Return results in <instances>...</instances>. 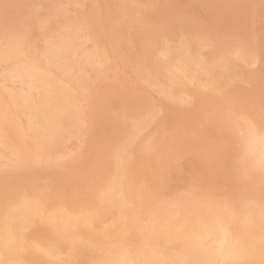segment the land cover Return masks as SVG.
I'll return each instance as SVG.
<instances>
[{
	"label": "rangeland",
	"instance_id": "1",
	"mask_svg": "<svg viewBox=\"0 0 264 264\" xmlns=\"http://www.w3.org/2000/svg\"><path fill=\"white\" fill-rule=\"evenodd\" d=\"M263 9L264 0H0V29L2 31H0V135L4 132L0 136V185L2 186H0V264H28L29 262L30 264H97V261L98 264H111L112 260L117 259L122 252L134 253L136 249L142 248L141 234L143 231L152 226L157 227L159 221L173 216L179 219L195 217L197 222L200 219V223L210 219L215 222H221L220 219L222 222H229L231 215L229 210H233L238 219L241 217L249 221L253 220L255 223L262 222L264 219V162L253 152L250 142L254 136L264 141ZM8 27H11L10 30ZM81 51L84 52L81 53ZM25 57L28 60H25ZM6 61L8 62L5 64ZM17 68L20 70L28 68L31 72L20 77L17 74L20 70L17 71ZM68 69L73 70L70 77L65 75ZM3 72H5L4 75ZM55 85L66 90L69 88L68 93L66 91V99H70L72 104L75 101L76 104L74 103L73 107L77 113L79 112L76 116H79L75 121L69 116L61 122L63 128L55 138L56 140H53L55 144L52 151L53 158L55 157V161L59 160L56 164H48L45 159L36 162L29 161L30 163L23 161L24 157H20L18 148L14 147L15 149L10 150L6 147L5 149L4 144L15 141L18 137L17 140L24 141V144L27 143V147L31 144L30 153L36 155L37 145L49 139L43 127H47V122H45L47 115L44 110L46 102L54 97L52 92ZM96 86H98L97 89ZM6 91L8 94L5 93ZM70 91L73 92L70 93ZM25 95L29 96L36 110H18L14 102L10 101L16 98L21 99ZM124 101H128V104ZM44 117L46 120H43ZM128 117L129 120H127ZM72 126L74 131H71ZM47 128L51 127L48 125ZM234 131L236 134H233ZM17 134L18 136L15 137ZM102 137L106 140L104 141ZM100 140L103 142L101 143ZM86 148L88 150H85ZM101 158L102 161H100ZM99 162L102 163L99 164ZM50 165H53V170ZM51 170L56 174L54 175ZM44 171L46 177H44ZM233 171L238 172V175ZM63 172H66V176ZM27 176L31 179L26 180ZM11 179H14L13 182ZM95 182L96 184L92 185ZM77 189L78 192H76ZM119 194L123 197L122 199ZM236 198L240 200L236 201ZM65 200L66 202H63ZM54 224L58 225V230L53 228ZM64 228L67 233L62 232L63 237L69 238V243L59 241L58 232Z\"/></svg>",
	"mask_w": 264,
	"mask_h": 264
},
{
	"label": "bare ground",
	"instance_id": "2",
	"mask_svg": "<svg viewBox=\"0 0 264 264\" xmlns=\"http://www.w3.org/2000/svg\"><path fill=\"white\" fill-rule=\"evenodd\" d=\"M38 1V0H37ZM52 1V0H51ZM62 1V0H61ZM129 1V0H128ZM36 2V1H35ZM34 2V3H35ZM32 3V2H31ZM38 3V2H37ZM49 3V2H48ZM59 3H61V2H59ZM36 4V3H35ZM38 4H40V3H38ZM54 4V3H53ZM43 5V4H42ZM48 5V4H47ZM64 5H66V4H64ZM30 6H31V4H30ZM36 6V5H35ZM56 6V5H55ZM59 6V5H58ZM71 6H72V4H71ZM85 6V5H84ZM127 6V5H126ZM121 7V6H120ZM27 8H28V6H27ZM31 8V7H30ZM41 8H43V7H41ZM60 8H62L61 6H60ZM65 8V7H64ZM126 8V7H125ZM29 9V8H28ZM129 9V8H128ZM42 10V9H41ZM46 10V9H45ZM63 10V9H62ZM65 10V9H64ZM63 10V11H64ZM264 10V9H263ZM40 11V10H39ZM51 11V10H50ZM67 11V10H66ZM69 11V10H68ZM118 11V10H117ZM46 12V11H45ZM123 12V11H122ZM128 12V11H127ZM259 12V11H258ZM257 12V13H258ZM31 13V12H30ZM50 13H52V11L50 12ZM55 13H57V12H55ZM121 13V12H120ZM126 13V12H125ZM23 14V13H22ZM38 14V13H37ZM58 14V13H57ZM90 14V13H89ZM31 15H33V14H31ZM30 15V16H31ZM45 15H47V13H45ZM70 15V14H69ZM83 15V14H82ZM125 15V14H124ZM127 15V14H126ZM25 16V15H24ZM27 16V15H26ZM74 16V15H73ZM264 16V15H263ZM35 17H36V15H35ZM77 17V16H76ZM83 17V16H82ZM92 17V16H91ZM50 18V17H49ZM48 18V19H49ZM57 18H59V17H57ZM66 18V17H65ZM24 19V18H23ZM31 19V18H30ZM38 19V18H37ZM56 19V18H55ZM78 19H79V17H78ZM26 20H27V18H26ZM39 20V19H38ZM47 20V19H46ZM58 20V19H57ZM63 19H61V21H62ZM86 20V19H85ZM92 19H90V21H91ZM96 20V19H95ZM64 21V20H63ZM72 21H74V20H72ZM78 21V20H77ZM28 22V21H27ZM33 22V21H32ZM42 22V21H41ZM57 22V21H56ZM82 22V21H81ZM23 23H24V20H23ZM59 23V22H58ZM62 22H60V24H61ZM65 23V22H64ZM67 23V22H66ZM65 23V24H66ZM70 23V22H69ZM96 23V22H95ZM17 24V23H16ZM29 24V23H28ZM73 24V23H72ZM111 24V23H110ZM177 24V23H176ZM194 24V23H193ZM31 25V24H30ZM75 25H76V23H75ZM82 25H84L83 23H82ZM93 25V24H92ZM192 25V24H191ZM196 25V24H195ZM78 26H80L79 24H78ZM89 26V25H88ZM94 26V25H93ZM172 26H173V24H172ZM193 26V25H192ZM2 27H3V25H2ZM57 27V26H56ZM74 27V26H73ZM77 27V26H76ZM98 27V26H97ZM162 27V26H161ZM184 27H185V25H184ZM198 27V26H197ZM202 27V26H201ZM200 27V28H201ZM210 28H211V26H209ZM9 28V27H8ZM11 28V27H10ZM10 28H9V30H10ZM23 28V27H22ZM62 28V27H61ZM80 28V27H79ZM193 28V27H192ZM195 28H196V26H195ZM54 29V28H53ZM56 29V28H55ZM78 29V28H77ZM124 29V28H123ZM197 29H199V28H197ZM203 29V28H202ZM208 29V28H207ZM212 29H214L213 27H212ZM216 29V28H215ZM259 29V28H258ZM8 30V31H9ZM11 30H14V29H11ZM36 30V29H35ZM59 30H61V29H59ZM86 31H87V29H85ZM103 30H105V29H103ZM166 30V29H165ZM179 30V29H178ZM193 30H194V28H193ZM0 31H1V29H0ZM47 31V30H46ZM50 31V30H49ZM48 31V32H49ZM56 31V30H55ZM90 31V30H89ZM160 31V30H159ZM158 31V32H159ZM206 31V30H205ZM211 31V30H210ZM2 32V31H1ZM7 32V31H6ZM158 32H156V33H158ZM197 32V31H196ZM200 32V31H199ZM203 32V31H202ZM250 32V31H249ZM40 33V32H39ZM50 33V32H49ZM48 33V34H49ZM64 33H66V32H64ZM160 33V32H159ZM158 33V34H159ZM187 33V32H186ZM215 33V32H214ZM223 33V32H222ZM227 33V32H226ZM225 33V34H226ZM258 33V32H257ZM3 34V33H2ZM24 34V33H23ZM37 34V33H36ZM41 34V33H40ZM45 34H47V32L45 33ZM80 34H83V33H80ZM123 34H124V32H123ZM165 34V33H164ZM172 34V33H171ZM208 34H209V31H208ZM213 34V33H212ZM220 34H221V32H220ZM256 34V33H255ZM5 35V34H4ZM94 35H95V33H94ZM169 35V34H168ZM248 35V34H247ZM259 35V34H258ZM14 36V35H13ZM71 36H72V34H71ZM74 36V35H73ZM87 36H88V34H87ZM91 36V35H90ZM89 36V37H90ZM214 36V35H213ZM218 36V35H217ZM234 36V35H233ZM236 36V35H235ZM234 36V37H235ZM3 37V36H2ZM9 37V36H8ZM22 37H23V35H22ZM162 37H163V35H162ZM222 37V36H221ZM220 37V38H221ZM240 37V36H239ZM30 38V37H29ZM158 38H160V37H158ZM213 38V37H212ZM233 38V37H232ZM241 38V37H240ZM16 39V38H15ZM31 39V38H30ZM93 39V38H92ZM91 39V40H92ZM168 39V38H167ZM217 39H219V37H217ZM216 39V40H217ZM255 39V38H254ZM254 39H253V42H255L254 41ZM259 39V38H258ZM13 40V39H12ZM19 40V39H18ZM27 40V39H26ZM85 41H87L86 39H84ZM89 40V39H88ZM153 40V39H152ZM174 40H175V38H174ZM220 40V39H219ZM261 40V39H260ZM259 40V42H261ZM48 41V40H47ZM95 41V40H94ZM99 41V40H98ZM239 41V40H238ZM241 41V40H240ZM252 41V40H251ZM258 41V40H257ZM21 42V41H20ZM46 42V41H45ZM67 42V41H66ZM237 42V41H236ZM241 42H243V41H241ZM4 43V42H3ZM10 43V42H9ZM29 43V42H28ZM33 43V42H32ZM156 43V42H155ZM251 43V42H250ZM256 43V42H255ZM263 44H264V42H262ZM262 43H259V44H262ZM17 44V43H16ZM16 44H14V45H16ZM22 45H23V43H21ZM60 44V43H59ZM87 44V43H86ZM154 44V43H153ZM252 44H254V43H252ZM263 44H262V46H263ZM6 45V44H5ZM27 45V44H26ZM49 45H51V44H49ZM96 45V44H95ZM98 45V44H97ZM156 45H158V44H156ZM160 45V44H159ZM167 45V44H166ZM250 45V44H249ZM256 45V44H255ZM43 46V45H42ZM84 46V45H83ZM220 46V45H219ZM224 46H226V45H224ZM237 45H235V47H236ZM18 47V46H17ZM27 47H28V45H27ZM40 47V46H39ZM46 47V46H45ZM52 47V46H51ZM112 47V46H111ZM152 47V46H151ZM178 47V46H177ZM182 47V46H181ZM5 48V47H4ZM47 48V47H46ZM49 48V47H48ZM60 48V47H59ZM76 48V47H75ZM85 48V47H84ZM170 48V47H169ZM172 48H173V46H172ZM176 48V47H175ZM245 48H246V46H245ZM8 49V48H7ZM14 49V48H13ZM35 49H36V47H35ZM54 49V48H53ZM52 49V50H53ZM77 49V48H76ZM80 49V48H79ZM157 49V48H156ZM161 50H162V48H160ZM180 49H182V48H180ZM196 49V48H195ZM198 49V48H197ZM255 49V48H254ZM4 50V49H3ZM43 50V49H42ZM48 50V49H47ZM75 50V49H74ZM84 50V49H83ZM104 50V49H103ZM164 50V49H163ZM167 50V49H166ZM176 50H178V49H176ZM90 51V50H89ZM147 51H148V49H147ZM22 52V51H21ZM52 52V51H51ZM68 52V51H67ZM76 52V51H75ZM82 52H84V51H81V53ZM87 52H88V50H87ZM155 52H156V50H155ZM168 52V51H167ZM170 52V51H169ZM178 52V51H177ZM255 52V51H254ZM3 53V52H2ZM6 53V52H5ZM32 53H33V51H32ZM43 53V52H42ZM45 53H48V52H45ZM62 53V52H61ZM73 53V52H72ZM72 53H71V56H72ZM89 53V52H88ZM87 53V54H88ZM91 54H92V52H90ZM146 53V52H145ZM158 53V52H157ZM164 53V52H163ZM172 53V52H171ZM179 53V52H178ZM251 53H253V52H251ZM54 54V53H53ZM86 54V53H85ZM150 54V53H149ZM21 55V54H20ZM36 55V54H35ZM39 55V54H38ZM57 55V54H56ZM62 55V54H61ZM73 55H75V54H73ZM89 55V54H88ZM88 55H87V57H88ZM143 55V54H142ZM173 55V54H172ZM198 55V54H197ZM18 56V55H17ZM24 56V55H23ZM46 56V55H45ZM169 56V55H168ZM188 56V55H187ZM191 56V55H190ZM16 57V56H15ZM51 57V56H50ZM69 57H70V55H69ZM69 57H68V59H69ZM76 57V56H75ZM144 57V56H143ZM185 57V56H184ZM201 57V56H200ZM4 58V57H3ZM22 58V57H21ZM44 58V57H43ZM82 58V57H81ZM80 58V59H81ZM93 58V57H92ZM151 58V57H150ZM160 58V57H159ZM162 58V57H161ZM194 58V57H193ZM12 59V58H11ZM10 59V60H11ZM27 58L25 57V60H26ZM47 59H48V57H47ZM54 59V58H53ZM59 59V58H58ZM84 59H86V58H84ZM182 59V58H181ZM188 59V58H187ZM197 59V58H196ZM9 60V61H10ZM15 60V59H14ZM17 60V59H16ZM21 60V59H20ZM28 60V59H27ZM63 60V59H62ZM72 60V59H71ZM74 60V59H73ZM143 60V59H142ZM149 60V59H148ZM184 60V59H183ZM186 60V59H185ZM189 60H190V58H189ZM5 61V60H4ZM18 61V60H17ZM16 61V62H17ZM65 61V60H64ZM69 61V60H68ZM80 61H82V60H80ZM140 61V60H139ZM154 61V60H153ZM160 61V60H159ZM171 61V60H170ZM193 61V60H192ZM204 61V60H203ZM8 61H6L5 62V64L7 63ZM48 62V61H47ZM72 62H74V61H72ZM71 62V63H72ZM189 62V61H188ZM19 63H20V61H19ZM24 63V62H23ZM54 63V62H53ZM77 63H78V61H77ZM81 63V62H80ZM141 63V62H140ZM25 64V63H24ZM29 64V63H28ZM74 64V63H73ZM188 64V63H187ZM195 64V63H194ZM198 64V63H197ZM9 65V64H8ZM18 65V64H17ZM27 65V64H26ZM32 65H34V64H32ZM51 65V64H50ZM53 65V64H52ZM69 65V64H68ZM67 65V66H68ZM71 65V64H70ZM78 65H80L79 63H78ZM7 66V65H6ZM24 66V65H23ZM29 66V65H28ZM55 66H56V64H55ZM57 66H59V65H57ZM104 66V65H103ZM141 66V65H140ZM140 66H138V67H140ZM168 66V65H167ZM2 67V66H1ZM15 67V66H14ZM17 67V66H16ZM60 67V66H59ZM77 67V66H76ZM143 67H144V65H143ZM157 67V66H156ZM159 67V66H158ZM180 67V66H179ZM186 67V66H185ZM7 68V67H6ZM29 68V67H28ZM24 69V68H22L23 70H20L19 68H17L16 70L18 71V69L20 70L17 74L21 77V76H25V75H27L28 73H30L31 71H29V69ZM31 68V67H30ZM57 68V67H56ZM55 68V69H56ZM65 68V67H64ZM70 68V67H69ZM148 68V67H147ZM2 69V68H1ZM47 69V68H46ZM59 69V68H58ZM62 69V68H61ZM67 69V68H66ZM71 69H74V68H71ZM108 69V68H107ZM155 69V68H154ZM174 69V68H173ZM190 69V68H189ZM203 69V68H202ZM3 70V69H2ZM144 70V69H143ZM153 70V69H152ZM169 70V69H168ZM176 70V69H175ZM178 70H180L179 68H178ZM195 70V69H194ZM244 70V69H243ZM246 70V69H245ZM43 71V70H42ZM41 71V72H42ZM59 71V70H58ZM65 71V70H64ZM73 71V70H72ZM72 71H70L69 69L68 70H66L65 71V75L67 76V77H70L72 74ZM183 71V70H182ZM6 72V71H5ZM5 72H3L2 74L4 75V73ZM14 72V71H13ZM62 72V71H61ZM146 72V71H145ZM158 72V71H157ZM180 72H181V70H180ZM192 72H194V71H192ZM200 72V71H199ZM33 73V72H32ZM46 73V72H45ZM64 73V72H63ZM82 73V72H81ZM84 73H86V72H84ZM88 73V72H87ZM90 73V72H89ZM94 73V72H93ZM99 73V72H98ZM107 73V72H106ZM105 73V74H106ZM177 73V72H176ZM184 73V72H183ZM186 73V72H185ZM196 73V72H195ZM246 73V72H245ZM1 74V75H2ZM16 74V75H17ZM37 74V73H36ZM47 74V73H46ZM75 74V73H74ZM77 74V73H76ZM108 74V73H107ZM152 74V73H151ZM158 74V73H157ZM178 74V73H177ZM181 74H182V72H181ZM13 75V74H12ZM52 75V74H51ZM64 75V76H65ZM104 75V74H103ZM150 75V74H149ZM153 75V74H152ZM167 75V74H166ZM165 75V76H166ZM172 75V74H171ZM193 75V74H192ZM10 76V75H9ZM36 76V75H35ZM54 76V75H53ZM65 76V77H66ZM185 76V75H184ZM183 76V77H184ZM12 77V76H11ZM15 77V76H14ZM43 77V76H42ZM79 77V76H78ZM81 77V76H80ZM79 77V78H80ZM178 77V76H177ZM181 77V76H180ZM187 77V76H186ZM19 78V77H18ZM33 78V77H32ZM74 78V77H73ZM182 78V77H181ZM1 79V78H0ZM3 79H4V77H3ZM11 79V78H10ZM13 79H15V78H13ZM17 79V78H16ZM45 79V78H44ZM48 79V78H47ZM56 79V78H55ZM66 79V78H65ZM69 79V78H68ZM71 79V78H70ZM85 79V78H84ZM90 79V78H89ZM98 79V78H97ZM96 79V80H97ZM104 79V78H103ZM190 79V78H189ZM189 79H187V80H189ZM39 80V79H38ZM41 80H42V78H41ZM72 80V79H71ZM80 80V79H79ZM146 80V79H145ZM12 81V80H11ZM21 81V80H20ZM73 81V80H72ZM77 81V80H76ZM81 81H83V80H81ZM85 81V80H84ZM95 81V80H94ZM100 81H101V79H100ZM99 80L97 81L98 82V84H99V82H100ZM196 81V80H195ZM246 81V80H245ZM248 81V80H247ZM27 82V81H26ZM74 82V81H73ZM96 82V83H97ZM28 83H30L29 81H28ZM27 83V84H28ZM38 83V82H37ZM40 83V82H39ZM54 83V82H53ZM59 83V82H58ZM83 83V82H82ZM91 83H93V82H91ZM104 83V82H103ZM185 83V82H184ZM193 83V82H192ZM198 83V82H197ZM5 84V83H4ZM68 84V83H67ZM79 84V83H78ZM94 84H95V82H94ZM100 84H102V83H100ZM209 84V83H208ZM1 85V84H0ZM20 85V84H19ZM24 85V84H23ZM52 85V84H51ZM58 85V84H57ZM60 85V84H59ZM63 85V84H62ZM84 85V84H83ZM155 85V84H154ZM180 85V84H179ZM191 85V84H190ZM31 86V85H30ZM47 86H49V85H47ZM65 86H66V84H65ZM69 86V85H68ZM74 86V85H73ZM76 86H77V84H76ZM82 86V85H81ZM86 86V85H85ZM84 86V87H85ZM91 86V85H90ZM61 87V86H60ZM97 87L98 86H96V89H97ZM154 87V86H153ZM175 87V86H174ZM206 87V86H205ZM4 88V87H3ZM47 88V87H46ZM50 88V87H49ZM49 88H47V89H49ZM64 88V87H63ZM65 88H67V87H65ZM79 88V87H78ZM87 88V87H86ZM93 88V87H92ZM197 88V87H196ZM202 88V87H201ZM207 88V87H206ZM41 89V88H40ZM43 89V88H42ZM46 89V90H47ZM71 89H73V88H71ZM85 89V88H84ZM154 89V88H153ZM198 89V88H197ZM6 90V89H5ZM8 90V89H7ZM21 90V89H20ZM36 90V89H35ZM39 90V89H38ZM52 90H53V87H52ZM68 90H69V88H68ZM68 90H66V89H62V88H59V87H56V85H55V87H54V90H53V92L52 91H49V92H52L53 94H54V97L53 98H51V100L49 101H47V100H45V101H47L46 102V107H45V112H46V115H47V121H45V122H47V127H48V125H49V127H51V128H47V127H45V126H43L44 127V131H46L47 133H48V135H49V139H45V138H47V137H45L44 139H45V141L43 142V140H42V142L43 143H41V144H38L37 145V153H36V155H31V153H30V146H31V144H29L30 142H29V140H28V144L30 145L29 147H27L26 146V144H24V141H21V140H17L18 139V137H17V139L15 140V141H11V142H8L7 144H4V146H5V149H6V147L8 148V149H15V148H18V153H19V155H21L20 157H24V160L23 161H33V162H36L37 160H40V159H45L47 162H48V164H56L58 161H55V157L53 158V150H54V139L60 134V131L62 130V128L63 127H61V122L63 121V119H65V118H69V116H70V118L72 117V119H73V121H75L77 118H78V116H76L78 113L76 112V110L74 109V107H73V104L75 103V101H73L74 103L72 104L68 99H66V94L68 93ZM94 90V89H93ZM176 90H178V88L176 89ZM205 90V89H204ZM66 91H67V93H66ZM75 91V90H74ZM96 91V90H95ZM175 91V90H174ZM182 91V90H181ZM198 91V90H197ZM14 92V91H13ZM71 92H73V91H70V93ZM88 92V91H87ZM200 92V91H199ZM5 93H7V91L5 92ZM89 93V92H88ZM194 93V92H193ZM193 93H192V95H193ZM204 93V92H203ZM202 93V94H203ZM8 94V93H7ZM31 94V93H30ZM44 94H46V93H44ZM64 94V96L62 97V95ZM87 94V93H86ZM183 94V93H182ZM189 94V93H188ZM191 94V93H190ZM205 94V93H204ZM12 95H15V94H12ZM20 95V94H19ZM48 95V94H47ZM71 95V94H70ZM16 96V95H15ZM15 96H13V97H15ZM84 96V95H83ZM228 96V95H227ZM1 97V96H0ZM12 97V98H13ZM47 97V96H46ZM45 97V98H46ZM92 97H93V95H92ZM107 97V96H106ZM44 98V99H45ZM69 98H72V97H69ZM119 98V97H118ZM149 98V97H148ZM190 98V97H189ZM48 99V98H47ZM92 99V98H91ZM115 99H117V98H115ZM145 99V98H144ZM195 99V98H194ZM72 100V99H71ZM78 100V99H77ZM118 100V99H117ZM10 101H13L14 102V106L15 107H17L18 108V110H24V109H30V110H36V107H35V105L32 103V101L30 100V98H29V96L28 95H25L24 97H22L21 99H18V98H16V99H13V100H10ZM83 101H85V100H83ZM83 101H81L82 103H83ZM113 101V100H112ZM1 102V101H0ZM41 102V101H40ZM86 102V101H85ZM125 102V101H124ZM128 102V101H127ZM127 102H125V103H127ZM162 102V101H161ZM166 102V101H165ZM42 103V102H41ZM104 103V102H103ZM141 103V102H140ZM144 103V102H143ZM13 104V103H12ZM42 104H44V102L42 103ZM76 104V103H75ZM102 104V103H101ZM101 104H99V105H101ZM107 104V103H106ZM128 104V103H127ZM134 104V103H133ZM132 104V105H133ZM79 105H80V103H79ZM105 105V104H104ZM107 105H109V104H107ZM107 105H105V106H107ZM135 105V104H134ZM36 106H37V104H36ZM75 106V105H74ZM128 106H130V105H128ZM258 106V105H257ZM78 106H76V108H77ZM99 107V106H98ZM127 107V106H126ZM145 107V106H144ZM42 108H43V106H42ZM259 108H261V107H259ZM102 109V108H101ZM104 109V108H103ZM153 109V108H152ZM110 110V109H109ZM122 110V109H121ZM120 110V111H121ZM134 110H136V109H134ZM80 111V110H79ZM84 111V110H83ZM103 111V110H102ZM42 112V111H41ZM40 112V113H41ZM97 112V111H96ZM104 112V111H103ZM118 112V111H117ZM125 112V111H124ZM124 112H123V114H124ZM142 112V111H141ZM32 113V112H31ZM37 113V112H36ZM106 113V112H105ZM126 113V112H125ZM161 113V112H160ZM4 115L6 114V113H3ZM38 114V113H37ZM127 114H128V112H127ZM8 115V114H7ZM11 115V114H10ZM41 115V114H40ZM138 115V114H137ZM223 115V114H222ZM257 115V114H256ZM261 115V114H260ZM263 115V114H262ZM261 115V116H262ZM1 116H3V115H1ZM31 116H32V114H31ZM141 116V115H140ZM224 116V115H223ZM6 116H4V118H5ZM8 117V116H7ZM38 117V116H37ZM42 117V116H41ZM89 117H90V115H89ZM129 117H131V116H129ZM129 117H128V119L127 120H129ZM254 117V116H253ZM13 118V117H12ZM43 118V117H42ZM81 118V117H80ZM112 118V117H111ZM135 118V117H134ZM136 118H137V116H136ZM139 118V117H138ZM145 118V117H144ZM250 118H251V116H250ZM255 118V117H254ZM264 118V117H263ZM9 119H10V117H9ZM16 119H17V117H16ZM82 119V118H81ZM80 119V120H81ZM85 119V118H84ZM105 119V118H104ZM8 120V119H7ZM14 120H15V117H14ZM43 120H46V118L44 117V119ZM90 120V119H89ZM88 120V121H89ZM98 120V119H97ZM110 120V119H109ZM134 120V119H133ZM228 120V119H227ZM259 120V119H258ZM260 120H261V118H260ZM259 120V121H260ZM3 121H5V120H3ZM42 121V120H41ZM71 121V120H70ZM86 121V120H85ZM100 121V120H99ZM248 121H250L249 119H248ZM253 121V120H252ZM255 121V120H254ZM1 122V121H0ZM8 122H9V120H8ZM18 122V121H17ZM32 122V121H31ZM40 122V121H39ZM43 122V121H42ZM65 122H66V120H65ZM83 122V121H82ZM132 122V121H131ZM141 122V121H140ZM227 122V121H226ZM256 122V121H255ZM261 122V121H260ZM4 123V122H3ZM33 123V122H32ZM64 123V122H63ZM62 123V124H63ZM68 123V122H67ZM67 123H65V124H67ZM70 123V122H69ZM73 123V122H72ZM89 123V122H88ZM249 123V122H248ZM252 123V122H251ZM254 123V122H253ZM256 123H259V122H256ZM263 123V122H262ZM11 124H12V121H11ZM15 124V123H14ZM31 124V123H30ZM39 124V123H38ZM74 124V123H73ZM103 124V123H102ZM101 124V125H102ZM124 124H126V123H124ZM128 124V123H127ZM130 124V123H129ZM128 124V125H129ZM5 125H7V124H5ZM18 125V124H17ZM71 125V124H70ZM82 125V124H81ZM88 125V124H87ZM116 125H117V123H116ZM138 125V124H137ZM2 126H3V124H2ZM16 126V125H15ZM39 126V125H38ZM65 126V125H64ZM75 126V125H74ZM95 126V125H94ZM103 126V125H102ZM140 126V125H139ZM30 127V126H29ZM34 127H36V126H34ZM73 127V126H72ZM75 127H78V126H75ZM84 127H86V126H84ZM246 127V126H245ZM251 127V126H250ZM254 127H255V125H254ZM253 127V128H254ZM3 128H4V126H3ZM12 128V127H11ZM14 128V127H13ZM31 128V127H30ZM82 128V127H81ZM97 128V127H96ZM155 128V127H154ZM15 129V128H14ZM32 129V128H31ZM83 129V128H82ZM86 129V128H85ZM135 129V128H134ZM257 129H259L258 127H257ZM1 130H3V129H1ZM21 130V129H20ZM94 130V129H93ZM101 130V129H100ZM131 130V129H130ZM227 130V129H226ZM249 130V129H248ZM262 130V129H261ZM11 131H13V130H11ZM10 131V132H11ZM14 131H16L17 132V130L15 129ZM21 131H23V130H21ZM70 131V130H69ZM71 131H74V127H73V130H71ZM70 131V132H71ZM76 131V130H75ZM80 131V130H79ZM78 131V132H79ZM89 131V130H88ZM129 131V130H128ZM152 131V130H151ZM259 131V130H258ZM30 132V131H29ZM45 132V133H46ZM66 132V131H65ZM68 132V131H67ZM69 132V133H70ZM92 132V131H91ZM146 132V131H145ZM226 132V131H225ZM235 132V131H234ZM239 132V131H238ZM255 132V131H254ZM1 133V132H0ZM7 133V132H6ZM5 133V134H6ZM25 133V132H24ZM62 133V132H61ZM81 133V132H80ZM99 133V132H98ZM105 133H107V132H105ZM111 133H114V132H111ZM125 133H126V131H125ZM136 133V132H135ZM141 133V132H140ZM144 133V132H143ZM249 133V132H248ZM258 133V132H257ZM3 134H4V132H3ZM3 134H1V135H3ZM23 134V133H22ZM44 134V133H43ZM133 134V133H132ZM142 134V133H141ZM154 134V133H153ZM227 134H229V133H227ZM233 134H236V132L235 133H233ZM250 134V133H249ZM0 135V136H1ZM12 135V134H11ZM47 135V136H48ZM95 135V134H94ZM96 135H98L97 134V132H96ZM246 135V134H245ZM7 136V135H6ZM14 136V135H13ZM16 136H18V134L17 135H15V137ZM24 136V135H23ZM22 136V137H23ZM27 136V135H26ZM89 136V135H88ZM99 136V135H98ZM101 136V135H100ZM139 136H140V134H139ZM226 136V135H225ZM231 136H233V135H231ZM249 136V135H248ZM264 136V135H263ZM262 136V137H263ZM10 137H12V136H10ZM91 137V136H90ZM147 137V136H146ZM228 137V136H227ZM237 137V136H236ZM235 137V138H236ZM241 137H243V136H241ZM1 138V137H0ZM3 138H5V137H3ZM20 138V137H19ZM36 138V137H35ZM34 138V139H35ZM39 138V137H38ZM42 138V137H41ZM62 138V137H61ZM60 138V139H61ZM73 138V137H72ZM76 138V137H75ZM79 138H80V136H79ZM116 138V137H115ZM250 138V137H249ZM252 138V137H251ZM15 139V138H14ZM21 139V138H20ZM24 139H25V137H24ZM37 139V138H36ZM43 139V138H42ZM95 139V138H94ZM98 139H99V137H98ZM102 139H103V137H102ZM101 139V140H102ZM237 139V138H236ZM2 140V139H1ZM56 140V139H55ZM77 140V139H76ZM91 140V139H90ZM96 140V139H95ZM100 140V141H101ZM104 140V139H103ZM106 140V139H105ZM104 140V141H105ZM155 140H157V139H155ZM242 140V139H241ZM41 141V140H40ZM81 141V140H80ZM238 141H239V139H238ZM245 141V140H244ZM243 141V142H244ZM251 141V140H250ZM263 140H260V139H258V137H256V136H254V138H253V140H252V142H250V144H251V147L253 148V152L257 155V156H259V157H261L262 159V161L264 162V141L262 142ZM27 142V141H26ZM35 142V141H34ZM56 142V141H55ZM60 142H61V140H60ZM59 142V143H60ZM98 142V141H97ZM103 141H101V143H102ZM108 142V144H109V141H107ZM156 142V141H155ZM154 142V143H155ZM241 142V141H240ZM1 143V142H0ZM38 143V142H37ZM59 143H57V144H59ZM72 143V142H71ZM234 143V142H233ZM245 143V142H244ZM249 143V142H248ZM247 143V144H248ZM56 144V145H57ZM65 144V143H64ZM63 144V145H64ZM91 144V143H90ZM104 144V143H103ZM116 144V143H115ZM140 144V143H139ZM239 144V143H238ZM165 145V144H164ZM35 146V145H34ZM59 146H62V145H59ZM66 146V145H65ZM68 146V145H67ZM95 146V145H94ZM99 146H101V145H99ZM155 146H158V145H155ZM237 146H239V145H237ZM249 146V145H248ZM15 147V148H14ZM32 147V146H31ZM91 147V146H90ZM110 147V146H109ZM108 147V148H109ZM133 147V146H132ZM138 147V146H137ZM140 147V146H139ZM145 147V146H144ZM149 147V146H148ZM160 147H161V145H160ZM164 147V146H163ZM162 147V148H163ZM168 147V146H167ZM243 147V146H242ZM63 148V147H62ZM79 148V147H78ZM161 148V149H162ZM234 148V147H233ZM248 148V147H247ZM104 149V148H103ZM139 149V148H138ZM141 149V148H140ZM237 149V148H236ZM240 149V148H239ZM32 150H33V148H32ZM35 150V149H34ZM62 150V149H61ZM78 150V149H77ZM76 150V151H77ZM85 150H88V148H86ZM92 150H93V147H92ZM108 150V149H107ZM158 150H159V148H158ZM164 150H166V149H164ZM172 150V149H171ZM235 150V149H234ZM65 151V150H64ZM97 150H95V152H96ZM103 151V150H102ZM105 151V150H104ZM103 151V152H104ZM112 151V150H111ZM139 151H141V150H139ZM162 151V150H161ZM178 151V150H177ZM59 152V151H58ZM82 152V151H81ZM87 152H89V151H87ZM92 152V151H91ZM169 152V151H168ZM234 152V151H233ZM241 152V151H240ZM248 152V149H247V151H246V153ZM32 153H34V151L32 152ZM64 153V152H63ZM108 153H110V152H108ZM144 153V152H143ZM146 153V152H145ZM174 153V152H173ZM245 153V154H246ZM12 154V153H11ZM61 154V153H60ZM87 154V153H86ZM104 154V153H103ZM103 154H101V155H103ZM117 154V153H116ZM157 154V153H156ZM168 154V153H167ZM180 154V153H179ZM239 154V153H238ZM13 155V154H12ZM64 155V154H63ZM162 155V154H161ZM172 155V154H171ZM170 155V156H171ZM235 155V154H234ZM243 155H244V153H243ZM247 155V154H246ZM246 155H245V157H246ZM250 155V154H249ZM57 156V155H56ZM66 156V155H65ZM87 156V155H86ZM97 156V155H96ZM103 156H105V155H103ZM242 156V155H241ZM1 157V156H0ZM16 157V156H15ZM14 157V158H15ZM19 157V158H20ZM62 157V156H61ZM64 157V156H63ZM93 157H95V156H93ZM108 157V156H107ZM115 157H117V156H115ZM231 157V156H230ZM254 157V156H253ZM100 158V157H99ZM104 159H106L107 160V158H105V157H103ZM130 158V157H129ZM159 158V157H158ZM168 158H170V157H168ZM248 158H250V157H248ZM5 159V158H4ZM10 159V158H9ZM23 159V158H22ZM78 159V158H77ZM87 159V158H86ZM103 159V160H104ZM126 159V158H125ZM166 159V158H165ZM260 159V158H259ZM0 160H1V158H0ZM6 160H8L7 158H6ZM11 160V159H10ZM19 160V159H18ZM45 160H43V161H45ZM129 160V159H128ZM132 160V159H131ZM251 160V159H250ZM20 161H22V160H20ZM20 161H19V163H20ZM71 161V160H70ZM76 161V160H75ZM93 161V160H92ZM100 161H102V158L100 159ZM114 161V160H113ZM159 161H161V160H159ZM232 161V160H231ZM236 161H237V159H236ZM249 161V160H248ZM252 161H253V159H252ZM17 162V161H16ZM42 162V161H41ZM90 162V161H89ZM107 162V161H106ZM260 162V161H259ZM8 163V162H7ZM10 163H12V162H10ZM30 163V162H29ZM77 163H79V162H77ZM102 162H99V164H101ZM158 163V162H157ZM247 163H249V162H247ZM254 163V162H253ZM21 164V163H20ZM32 164V163H31ZM30 164V165H31ZM63 164V163H62ZM73 164V163H72ZM87 164V163H86ZM98 164V165H99ZM245 163H243V165H244ZM257 164V163H256ZM261 164V163H260ZM11 165V164H10ZM14 165V164H13ZM18 165V164H17ZM22 165V164H21ZM75 165H76V163H75ZM79 165V164H78ZM83 165V164H82ZM125 165V164H124ZM246 165V164H245ZM252 165V164H251ZM16 166V165H15ZM18 166H20V165H18ZM24 166V165H23ZM41 166H43V165H41ZM51 166V165H50ZM53 166V165H52ZM52 166H51V168H52ZM62 166V165H61ZM66 166V168H67V165H65ZM102 166V165H101ZM231 166V165H230ZM234 166V165H233ZM240 166V165H239ZM12 167H14V166H12ZM11 167V168H12ZM21 167V166H20ZM27 167V166H26ZM63 167V166H62ZM93 167V166H92ZM98 167H100V165L98 166ZM104 167V166H103ZM129 167V166H128ZM128 167H125V168H128ZM172 167V166H171ZM170 167V168H171ZM244 167V166H243ZM259 167V166H258ZM262 167V166H261ZM7 168V167H6ZM15 168V167H14ZM44 168V167H43ZM42 168V169H43ZM50 168V167H49ZM58 168V167H57ZM56 168V169H57ZM85 168V167H84ZM91 168V167H90ZM109 168V167H108ZM162 168V167H161ZM169 168V169H170ZM237 168V167H236ZM256 168V167H255ZM254 168V169H255ZM24 169V168H23ZM93 169V168H92ZM99 169V168H98ZM103 169V168H102ZM114 169V168H113ZM129 169V168H128ZM240 169V168H239ZM250 169V168H249ZM253 169V168H252ZM259 169V168H258ZM22 170V169H21ZM39 170H41L40 168H39ZM38 170V171H39ZM45 170V169H44ZM52 170H53V168H52ZM51 170V171H52ZM59 170V169H58ZM64 170V169H63ZM62 170V171H63ZM75 170V169H74ZM89 170V169H88ZM87 170V171H88ZM158 170V169H157ZM168 170V169H167ZM166 170V171H167ZM256 170V169H255ZM6 171V170H5ZM9 171H11V170H9ZM48 171V170H47ZM50 171V172H51ZM71 171V170H70ZM76 171V170H75ZM74 171V172H75ZM83 171V170H82ZM92 171V170H91ZM110 171H111V169H110ZM122 171H124V170H122ZM236 171V170H235ZM238 171H240L241 172V170H238ZM19 172V171H18ZM34 172H37V170H34ZM53 172V171H52ZM66 172H68V171H66ZM65 172V173H66ZM89 172V171H88ZM101 172V171H100ZM163 173H164V170L162 171ZM234 172V171H233ZM248 172V171H247ZM258 172V171H257ZM260 172H261V170H260ZM9 173V172H8ZM11 173H13V172H11ZM28 173V172H27ZM26 173V174H27ZM49 173V172H48ZM64 173V172H63ZM65 173H64V175H65ZM69 173H71V172H69ZM79 173V172H78ZM167 173V172H166ZM234 173H237L236 175H238V172H234ZM233 173V174H234ZM254 173H255V171H254ZM35 174V173H34ZM41 174V173H40ZM44 174H45V171H44ZM53 174H54V172H53ZM56 174V173H55ZM54 174V175H55ZM58 174H60V173H58ZM85 174H86V172H85ZM92 174V173H91ZM105 174V173H104ZM155 174V173H154ZM180 174V173H179ZM245 174V173H244ZM263 174V173H262ZM4 175H6V174H4ZM10 175V174H9ZM8 175V176H9ZM19 175V174H18ZM25 175V174H24ZM28 175V174H27ZM33 175V174H32ZM36 175V174H35ZM43 175V174H42ZM71 175V174H70ZM70 175H69V177H70ZM103 175V174H102ZM107 175V174H106ZM105 175V176H106ZM167 175H169V174H167ZM261 175V174H260ZM14 176V175H13ZM40 175H38V177H39ZM47 176H48V174H47ZM57 176V175H56ZM59 176V175H58ZM57 176V177H58ZM66 176V175H65ZM78 176V175H77ZM109 176V175H108ZM138 176V175H137ZM235 176V175H234ZM246 176H247V174H246ZM256 176V175H255ZM258 176V175H257ZM256 176V177H257ZM3 177V176H2ZM10 177H12V176H10ZM16 177V176H15ZM31 177H34V178H36L35 176H31ZM37 177V178H38ZM44 177H46V174H45V176ZM49 177V176H48ZM47 177V178H48ZM57 177H55V178H57ZM74 177H75V175H74ZM99 177V176H98ZM97 177V178H98ZM236 177V176H235ZM234 177V178H235ZM261 177V176H260ZM259 177V178H260ZM4 178V177H3ZM5 178H7V177H5ZM20 178H21V176H20ZM30 177H26V180H28ZM36 178V179H37ZM41 178V177H40ZM79 178V177H78ZM87 178V177H86ZM106 178H107V176H106ZM126 178H127V176H126ZM162 178V177H161ZM262 178V177H261ZM1 179V178H0ZM19 179V178H18ZM17 179V180H18ZM23 179V178H22ZM31 179V178H30ZM46 179V178H45ZM75 179H76V177H75ZM74 179V180H75ZM244 179V178H243ZM250 178H248V180H249ZM14 180V179H13ZM13 180L11 179V181L13 182ZM34 180V179H33ZM39 180V179H38ZM43 180V179H42ZM51 180V179H50ZM52 180H53V178H52ZM55 180V179H54ZM66 180V179H65ZM105 180V179H104ZM103 180V181H104ZM123 180V179H122ZM230 180H232V178L230 179ZM253 180V179H252ZM255 180V179H254ZM23 181H25V179H23ZM62 181V180H61ZM60 181V182H61ZM64 181V180H63ZM80 181V180H79ZM97 181V180H96ZM107 181V180H106ZM105 181V182H106ZM160 181H161V179H160ZM261 181H262V179H261ZM8 182V181H7ZM12 182H11V184H12ZM28 182V181H27ZM31 183H34V181L32 182V181H30ZM66 182H67V180H66ZM69 182V181H68ZM87 182V181H86ZM92 182V181H91ZM225 182V181H224ZM224 182H222V184L224 183ZM230 182V181H229ZM231 182H233V181H231ZM235 182V181H234ZM237 182V181H236ZM253 182V181H252ZM252 182H250V183H252ZM2 183V182H1ZM16 183H19V181L17 182L16 181ZM37 183V182H36ZM71 183V182H70ZM120 183V182H119ZM151 183V182H150ZM161 183V182H160ZM163 183V182H162ZM205 183V182H204ZM242 183H244V182H242ZM247 183V182H246ZM249 183V182H248ZM247 183V184H248ZM254 183V182H253ZM259 183V182H258ZM263 183V182H262ZM3 184H4V182H3ZM20 184H21V181H20ZM23 184H26V183H23ZM28 184V183H27ZM39 184H40V182H39ZM57 184H60V183H57ZM94 184H96V182L95 183H93L92 185H94ZM116 184V183H115ZM126 184H127V182H126ZM154 184V183H153ZM165 184V183H164ZM196 184V183H195ZM202 184H203V182H202ZM228 184V183H227ZM226 184V185H227ZM237 184V183H236ZM247 184H246V186H247ZM22 185V184H21ZM30 185V184H29ZM28 185V186H29ZM42 185V184H41ZM61 185V184H60ZM83 185V184H82ZM111 185V184H110ZM163 185V184H162ZM161 185V186H162ZM224 185V184H223ZM1 186V185H0ZM4 186H5V184H4ZM12 186H13V184H12ZM17 186V185H16ZM24 186V185H23ZM22 186V187H23ZM26 186V185H25ZM31 186V185H30ZM100 186H101V184H100ZM155 186V185H154ZM199 186V185H198ZM207 186V185H206ZM229 186V185H228ZM238 186V185H237ZM250 186V185H249ZM249 186H248V188H249ZM259 186V185H258ZM2 187V186H1ZM8 187V186H7ZM21 187V186H20ZM21 187V188H22ZM33 187V186H32ZM39 187V186H38ZM43 187V186H42ZM46 187V186H45ZM86 187V186H85ZM84 187V188H85ZM122 187V186H121ZM232 187V186H231ZM243 187V186H242ZM252 187V186H251ZM262 187V186H261ZM16 188V187H15ZM57 188V187H56ZM89 188V187H88ZM93 188V187H92ZM97 188V187H96ZM123 188V187H122ZM186 188H188V187H186ZM223 188V187H222ZM241 188V187H240ZM10 189V188H9ZM13 189V188H12ZM11 189V190H12ZM29 189H30V187H29ZM60 189H61V187H60ZM86 189H87V187H86ZM112 189V188H111ZM119 189V188H118ZM155 189H156V186H155ZM198 189H199V187H198ZM226 189V188H225ZM224 189V190H225ZM257 189H260V188H258L257 187ZM18 190V189H17ZM40 190V189H39ZM208 190V189H207ZM228 190V189H227ZM242 190V189H241ZM250 190V189H249ZM263 190V189H262ZM5 191V190H4ZM8 191V190H7ZM79 190L77 189V191L76 192H78ZM229 191V190H228ZM238 191V190H237ZM240 191V190H239ZM247 191V190H246ZM20 192V191H19ZM26 192V191H25ZM31 192V191H30ZM62 192V191H61ZM98 192V191H97ZM115 192V191H114ZM121 192V191H120ZM128 192V191H127ZM130 192V191H129ZM225 192V191H224ZM224 192H222V193H224ZM233 192V191H232ZM235 192H236V190H235ZM252 192H253V190H252ZM254 192H255V189H254ZM253 192V193H254ZM15 193V192H14ZM16 193H18V192H16ZM20 193H23V192H20ZM32 193V192H31ZM34 193V192H33ZM32 193V194H33ZM52 193V192H51ZM123 193V192H122ZM163 193V192H162ZM161 193V194H162ZM176 193V192H175ZM194 193V192H193ZM237 193V192H236ZM241 193H243V192H241ZM256 193H258V192H256ZM3 194V193H2ZM1 194V195H2ZM10 193L8 192V196H10L9 195ZM59 194H60V192H59ZM74 194H76V193H74ZM98 194V193H97ZM111 194V193H110ZM181 194V193H180ZM188 194V193H187ZM234 194V193H233ZM244 194H246L245 193V191H244ZM264 194V193H263ZM24 195H25V193H24ZM27 195V194H26ZM30 195V194H29ZM42 195V194H41ZM56 196H59L58 194H55ZM69 195H71V194H69ZM78 195V194H77ZM117 195V194H116ZM121 194H119V196H120ZM149 195V194H148ZM183 195V194H182ZM254 195V194H253ZM3 196V195H2ZM13 196H14V194H13ZM31 196H33V195H31ZM40 196V195H39ZM43 196V195H42ZM60 196H61V194H60ZM102 196V195H101ZM104 196V195H103ZM153 196V195H152ZM151 196V197H152ZM158 196H159V194H158ZM160 196H162V195H160ZM216 196V195H215ZM256 196V195H255ZM19 197V196H18ZM35 197V196H34ZM44 197V196H43ZM65 197V196H64ZM146 197H148V196H146ZM163 197V196H162ZM194 197V196H193ZM192 197V198H193ZM230 197V196H229ZM234 197H236V195L234 196ZM252 197V196H251ZM258 197V196H257ZM3 198V197H2ZM10 198V197H9ZM30 198V197H29ZM63 198V197H62ZM67 198V197H66ZM76 198V197H75ZM120 198L122 199L123 197H121L120 196ZM150 198V197H149ZM159 198V197H158ZM21 199H23V198H21ZM42 199V198H41ZM65 199V198H64ZM68 199V198H67ZM92 199V198H91ZM172 199V198H171ZM190 199V198H189ZM237 199H239V198H236L235 200L237 201ZM6 200V199H5ZM13 200V199H12ZM17 200V199H16ZM47 200V199H46ZM55 200V199H54ZM54 200H53V202H54ZM124 200V199H123ZM142 200V199H141ZM150 200V199H149ZM154 200V199H153ZM240 200V199H239ZM245 200V199H244ZM248 200V199H247ZM250 200V199H249ZM254 200V199H253ZM8 201V200H7ZM28 201H30L29 199H28ZM27 201V202H28ZM60 201V200H59ZM62 201V200H61ZM78 201H79V199H78ZM84 201V200H83ZM89 201V200H88ZM157 201H158V199H157ZM186 201V200H185ZM242 201V200H241ZM256 201V200H255ZM9 202V201H8ZM7 202V203H8ZM11 202V201H10ZM14 202V201H13ZM19 202V201H18ZM63 202H66V200L65 201H63ZM84 202H86V201H84ZM125 202V201H124ZM179 202V201H178ZM234 202V201H233ZM45 203V202H44ZM47 203V202H46ZM52 203V202H51ZM59 203H61V202H59ZM72 203H73V201H72ZM76 203V202H75ZM131 203V202H130ZM133 203V202H132ZM131 203V204H132ZM150 203V202H149ZM172 203H173V201H172ZM195 203H197V202H195ZM235 203V202H234ZM5 204V203H4ZM13 204V203H12ZM67 204V203H66ZM86 204V203H85ZM84 204V206H86ZM88 204V203H87ZM205 204V203H204ZM220 204V203H219ZM238 204V203H237ZM255 204H257V203H255ZM263 204V203H262ZM14 205H15V203H14ZM34 205V204H33ZM50 205V204H49ZM62 205H64L63 203H62ZM82 205H83V203H82ZM89 205H91V203L89 204ZM165 205V204H164ZM199 205V204H198ZM5 206V205H4ZM16 206V205H15ZM30 206V205H29ZM55 206V205H54ZM69 206V205H68ZM67 206V207H68ZM132 206V205H131ZM162 206V205H161ZM239 206V205H238ZM245 206V205H244ZM252 206V205H251ZM261 206V205H260ZM263 206H264V204H263ZM51 207V206H50ZM77 207V206H76ZM80 207V206H79ZM129 207V206H128ZM127 207V208H128ZM136 207V206H135ZM212 207V206H211ZM161 208V207H160ZM175 208V207H174ZM185 208V207H184ZM213 208H214V206H213ZM260 209H261V207H259ZM263 208V207H262ZM28 209H29V207H28ZM40 209V208H39ZM129 209V208H128ZM153 209V208H152ZM159 209V208H158ZM157 209V210H158ZM188 209V208H187ZM186 209V210H187ZM215 209V208H214ZM244 209V208H243ZM53 210V209H52ZM51 210V211H52ZM61 210V209H60ZM67 210V209H66ZM75 210H77V209H75ZM84 210V209H83ZM155 210V209H154ZM167 210V209H166ZM208 211H209V209H207ZM262 210V209H261ZM12 211V210H11ZM28 211V210H27ZM30 211V210H29ZM47 211V210H46ZM55 211V210H54ZM81 211V210H80ZM143 211V210H142ZM196 211H197V209H196ZM219 211H220V209H219ZM257 211V210H256ZM25 212V211H24ZM59 212V211H58ZM191 212V211H190ZM206 212V211H205ZM213 212V211H212ZM229 212L231 213V215H230V218H229V222H222V220L220 219V221L221 222H215V221H212L211 219L210 220H207V221H203V222H201L200 223V219H199V222H197L194 218H192V219H190V218H186V219H179L178 217H167V218H165L164 220H162V221H159V225L157 226V227H154V226H152V227H149L148 229H146L145 231H143L142 232V234H141V239H142V241H143V246H142V248H138V249H136L135 250V252L134 253H129V252H122L121 254H120V256L117 258V259H113L112 260V262H111V264H264V219L262 220V222H260V223H255L253 220H246L245 218H241V217H239V219L237 218V216L234 214V213H236L235 211H231V210H229ZM251 212H252V210H251ZM250 212V213H251ZM3 213V212H2ZM1 213V214H2ZM34 213V212H33ZM32 213V214H33ZM37 213V212H36ZM57 213V212H56ZM149 213H151V212H149ZM159 213V212H158ZM179 213V212H178ZM188 213V212H187ZM201 213V212H200ZM31 214V215H32ZM52 214V213H51ZM62 214H64V213H62ZM74 214V213H73ZM116 214V213H115ZM160 214V213H159ZM191 214H193V213H191ZM197 214V213H196ZM207 214V213H206ZM212 213H210V215H211ZM261 214V213H260ZM45 215V214H44ZM48 215V214H47ZM151 215H153V214H151ZM177 215V214H176ZM186 215V214H185ZM1 216V215H0ZM12 216V215H11ZM14 216V215H13ZM25 216V215H24ZM27 216V215H26ZM33 216V215H32ZM34 216H35V214H34ZM51 215H49V217H50ZM70 216V215H69ZM72 216V215H71ZM100 216V215H99ZM212 216V215H211ZM218 216V215H217ZM243 216V215H242ZM249 216V215H248ZM251 216V215H250ZM37 217V216H36ZM54 217V216H53ZM83 217V216H82ZM88 217H89V215H88ZM87 217V218H88ZM115 217V216H114ZM159 216H157V218H158ZM192 217V216H191ZM197 217V216H196ZM198 217H200V216H198ZM15 218V217H14ZM38 218H39V216H38ZM45 218H47V217H45ZM99 218V217H98ZM124 218V217H123ZM126 218V217H125ZM155 218V217H154ZM206 218H208L207 216H206ZM254 218V217H253ZM20 219V218H19ZM48 219V218H47ZM54 219V218H53ZM56 219V218H55ZM71 219H72V217H71ZM74 219H75V217H74ZM73 219V220H74ZM109 219V218H108ZM151 219V218H150ZM156 219V218H155ZM222 219H223V217H222ZM252 219V218H251ZM16 220H17V217H16ZM21 220V219H20ZM30 220V219H29ZM33 220V219H32ZM46 220V219H45ZM52 220V219H51ZM68 219H66V221H67ZM70 220V219H69ZM86 220V219H85ZM107 220V219H106ZM114 220V219H113ZM124 220H126V219H124ZM149 220V219H148ZM217 220V219H216ZM259 220V219H258ZM15 221V220H14ZM47 221V220H46ZM56 221V220H55ZM75 221V220H74ZM84 221V220H83ZM87 221V220H86ZM85 221V222H86ZM121 221V220H120ZM153 221V220H152ZM157 221H158V219H157ZM217 221H219V220H217ZM247 221V222H246ZM10 222V221H9ZM11 222H12V220H11ZM18 222H20V221H18ZM28 222H30V221H28ZM32 222V221H31ZM62 222V221H61ZM60 222V223H61ZM77 222V221H76ZM75 222V223H76ZM78 222H79V220H78ZM82 222V221H81ZM106 222V221H105ZM249 222V223H248ZM257 222V221H256ZM54 223V222H53ZM101 223V222H100ZM99 223V224H100ZM9 224V223H8ZM13 224H15V223H13ZM22 224V223H21ZM25 224H26V222H25ZM29 224V223H28ZM39 224V223H38ZM51 224V223H50ZM62 224V223H61ZM64 224H65V222H64ZM68 224V223H67ZM70 224V223H69ZM157 224V223H156ZM10 225V224H9ZM32 225V224H31ZM153 225V224H152ZM21 226V225H20ZM28 226V225H27ZM87 226V225H86ZM91 226V225H90ZM96 226V225H95ZM156 226V225H155ZM30 227V226H29ZM44 227V226H43ZM148 227V226H147ZM32 228V227H31ZM34 228H35V226H34ZM45 228V227H44ZM50 228V227H49ZM55 230H58V225H56V224H54V227H53ZM66 228V227H65ZM65 228L63 229V230H61V231H59L58 233H59V241L60 242H67V243H69L70 242V239L69 238H64L63 237V233H67L66 231H65ZM73 228V227H72ZM92 228V227H91ZM145 228V227H144ZM30 229V228H29ZM46 229V228H45ZM53 229V230H54ZM115 229V228H114ZM24 230V229H23ZM26 230V229H25ZM27 231V230H26ZM38 231V230H37ZM43 231V230H42ZM31 232V231H30ZM44 232V231H43ZM63 232V233H62ZM69 232V231H68ZM11 233V232H10ZM39 233V232H38ZM103 233V232H102ZM74 234V233H73ZM38 235V234H37ZM47 235V234H46ZM55 235V234H54ZM124 235H126V233L124 234ZM128 235V234H127ZM12 236V235H11ZM24 236V235H23ZM53 236V235H52ZM26 237V236H25ZM24 237V238H25ZM29 237H32V236H29ZM34 237V236H33ZM32 237V238H33ZM45 237V236H44ZM48 237V236H47ZM122 237V236H121ZM127 237V236H126ZM28 238V237H27ZM129 238V237H128ZM3 239V238H2ZM14 239V238H13ZM55 239V238H54ZM53 239V240H54ZM40 240V239H39ZM49 240V239H48ZM16 241V240H15ZM22 241V240H21ZM33 241H35V240H33ZM46 241V240H45ZM55 242V244L57 243L56 242V240L54 241ZM80 242V241H79ZM9 243V242H8ZM18 243H20V242H18ZM25 243V242H24ZM29 244H30V242H29ZM34 244V243H33ZM47 244V243H46ZM62 244V243H61ZM113 244V243H112ZM26 245V244H25ZM39 245V244H38ZM41 245V244H40ZM74 246H75V244H73ZM72 245V246H73ZM79 245V244H78ZM30 246V245H29ZM42 246V245H41ZM66 246V245H65ZM8 247V246H7ZM32 248H33V246H32ZM55 248V247H54ZM66 248V247H65ZM23 249V248H22ZM39 249H41V248H39ZM62 249H63V247H62ZM86 249V248H85ZM106 249V248H105ZM81 250V249H80ZM121 250V249H120ZM31 251V250H30ZM22 252V251H21ZM109 252V251H108ZM25 253V252H24ZM73 253V252H72ZM100 253V252H99ZM57 254V253H56ZM63 254V253H62ZM70 255V254H69ZM110 255V254H109ZM63 256V255H62ZM61 256V257H62ZM115 256V255H114ZM3 257V256H2ZM1 257V258H2ZM52 257H54V255H52ZM59 257V256H58ZM8 258V257H7ZM32 258V257H31ZM2 259H4V258H2ZM71 259V258H70ZM103 259V258H102ZM8 261H9V259H8ZM101 261V258L99 259V262ZM3 262V261H2ZM81 262V261H80ZM1 263V262H0ZM9 263H11V262H9ZM96 263V262H95ZM23 264V263H22ZM28 264H30V262L28 263ZM33 264V263H32ZM93 264V263H92ZM97 264H98V261H97Z\"/></svg>",
	"mask_w": 264,
	"mask_h": 264
}]
</instances>
